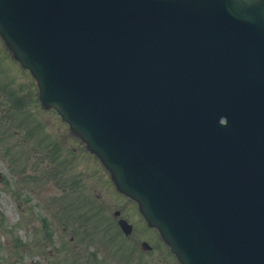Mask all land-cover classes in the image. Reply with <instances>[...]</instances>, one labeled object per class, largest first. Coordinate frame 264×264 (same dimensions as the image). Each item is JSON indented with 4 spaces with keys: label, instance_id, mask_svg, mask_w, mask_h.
<instances>
[{
    "label": "water",
    "instance_id": "obj_1",
    "mask_svg": "<svg viewBox=\"0 0 264 264\" xmlns=\"http://www.w3.org/2000/svg\"><path fill=\"white\" fill-rule=\"evenodd\" d=\"M0 35L185 264L194 209L264 264V0H0Z\"/></svg>",
    "mask_w": 264,
    "mask_h": 264
},
{
    "label": "rangeland",
    "instance_id": "obj_2",
    "mask_svg": "<svg viewBox=\"0 0 264 264\" xmlns=\"http://www.w3.org/2000/svg\"><path fill=\"white\" fill-rule=\"evenodd\" d=\"M3 45L0 41V264L107 261V237L96 234L92 244L90 236L87 244L78 238L79 215H87L86 224L95 208L104 224L117 210L137 216L124 211L112 185L99 175L101 165L56 111L42 106L34 78L7 57Z\"/></svg>",
    "mask_w": 264,
    "mask_h": 264
},
{
    "label": "flooded vegetation",
    "instance_id": "obj_3",
    "mask_svg": "<svg viewBox=\"0 0 264 264\" xmlns=\"http://www.w3.org/2000/svg\"><path fill=\"white\" fill-rule=\"evenodd\" d=\"M112 188L114 196L121 200L124 211L137 216V218L134 220L124 215L123 210H117L113 219L106 220L107 224H104V219L95 218L92 220L89 225L90 229H88L91 233L84 235L86 239L90 236L91 241L89 240V242L92 244V242L95 243L94 235H102L107 237V243L111 248L109 252H105L108 260L100 261V264H181L159 231L149 226L147 221L142 218L137 204L119 194L114 187ZM121 219H125L131 226L126 229L122 228ZM149 256L151 260H149ZM98 257L96 255L94 258ZM100 257L103 258V256Z\"/></svg>",
    "mask_w": 264,
    "mask_h": 264
}]
</instances>
